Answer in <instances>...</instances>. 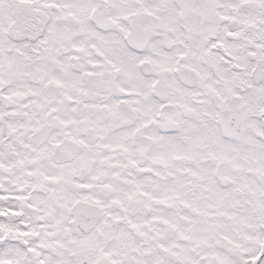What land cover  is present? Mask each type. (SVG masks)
<instances>
[{"label": "snow or ice", "instance_id": "6c2138e0", "mask_svg": "<svg viewBox=\"0 0 264 264\" xmlns=\"http://www.w3.org/2000/svg\"><path fill=\"white\" fill-rule=\"evenodd\" d=\"M0 264H264V0H0Z\"/></svg>", "mask_w": 264, "mask_h": 264}]
</instances>
